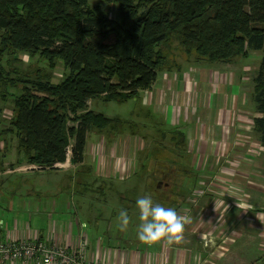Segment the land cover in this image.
<instances>
[{"label":"trees","instance_id":"trees-1","mask_svg":"<svg viewBox=\"0 0 264 264\" xmlns=\"http://www.w3.org/2000/svg\"><path fill=\"white\" fill-rule=\"evenodd\" d=\"M91 1L0 0V98L13 105L9 126L0 119V144L6 141L7 152L14 146L9 138L15 139L18 152L38 172L58 171L71 148V163L83 166L88 134L117 136L127 127L126 120L90 109L91 102L125 104L151 91L158 73L168 69L165 49L174 39L188 56L209 64L263 52L253 101L261 115L254 120V130L264 147V0H95L109 5L103 14ZM112 4L117 19L109 16ZM21 53L38 57L52 70L61 65L62 80L54 83L52 75L40 69L8 71L5 56L19 61ZM157 125L161 138L173 144L161 158L163 177L167 182L170 174L189 177L193 171L182 161L187 133L164 122ZM149 189L158 201L168 196L154 185ZM5 226L0 225V232ZM81 228L89 231L86 222Z\"/></svg>","mask_w":264,"mask_h":264},{"label":"rangeland","instance_id":"rangeland-1","mask_svg":"<svg viewBox=\"0 0 264 264\" xmlns=\"http://www.w3.org/2000/svg\"><path fill=\"white\" fill-rule=\"evenodd\" d=\"M91 5L94 7L100 5L102 14L109 6L107 3H99L95 0L91 1ZM117 10L116 5H110L109 16L117 19ZM1 38L0 35V44ZM165 52L167 60L169 59L168 69L165 68L158 73V80L151 91H143L139 99L125 104L106 103L103 99L89 103V108L98 113L126 120L123 126L127 127L117 136L109 132L95 131L88 134L85 165L79 167L71 163L72 151L69 147L70 153L66 161L58 165L59 172L41 171L35 174L33 171H27L19 176L16 174L20 173H15L13 170L4 175L9 166L1 167L3 162H17V164L25 165L27 163L24 162L23 154L17 150L15 139L9 138V143L14 145L9 152H7L6 141L1 142L0 213H3L6 208L5 200L8 197L2 191H12L16 198H9V201L17 202L18 209L21 211L23 201L28 198L24 196L32 188L41 192L38 195L47 194L45 200L41 199L38 202V205L41 204L39 212L45 213L50 210L47 212L51 213L55 211L52 200L55 199L56 202L62 194H65L69 184L71 191L68 194L75 195L78 209L81 207L87 209L88 205L92 204L90 211L84 210L81 222L87 223L90 235L95 233L101 241H106L107 237L112 238V232L116 234L118 231L113 228V231L105 235L101 231L94 230L93 219L96 218L99 221L101 229H109L114 221L118 227L119 213L115 215V210L128 212L131 204L127 201L130 198L137 200L138 197L150 195L155 201L154 196L150 194L152 192L149 189L150 186L154 185L157 189H162V193L178 192L181 195H189L188 192L184 194V191L188 190L190 193L196 189L193 182L197 178L200 177L201 181L214 180L211 183L212 186L217 180V187L224 192L235 193L234 199L238 201L232 210L222 207L220 218L218 217L219 223L221 225L230 223L233 216V219L236 218L240 223L237 226L240 232L247 235L248 243L249 241L250 243L248 246L246 239L236 237L237 245L233 242V237L229 239L223 235L224 239L216 238V240L204 234L201 237L202 246L205 248L215 246L216 248L213 247V249L217 251L213 255L218 256V259H221L222 254L228 251L226 253L228 258L218 264H264V147L259 143V136L254 130V120L261 115L257 112L253 101L255 78L258 75L263 52H250L248 58L240 57L229 63L209 64L201 60L197 62L194 56H188L176 39L170 45L166 44ZM16 57L19 61H14L13 55L7 58L5 56L3 64L8 71L17 69L25 73L40 69L51 74L54 83L62 80L61 65L52 70L47 62L38 57L33 59L25 53ZM13 77H16V74H13ZM12 118V103L6 104L0 98V119L5 128L9 126ZM160 122L187 133L186 152L183 154L182 161H185L186 167L190 166L188 169L193 171L189 177H184V172H181L178 179L173 176L174 174H170L172 178L169 182L166 181V177H163L161 158L166 156L164 149L171 150L173 144L166 143V140L161 138L160 126L157 125ZM70 125L73 124L70 123ZM156 149L158 154H154ZM10 153L13 156L12 160H8ZM64 164L68 165V169L62 168ZM144 166H146L145 170ZM66 170L73 171L68 174L64 173ZM154 178L160 181L155 183L152 180ZM172 179L176 182L169 187ZM103 186H106V189L101 191ZM199 186L200 188L194 192L204 189L202 184ZM60 187L65 188L62 194H60ZM220 193L224 194L222 191ZM223 197L228 198L227 195ZM62 201L63 199L56 202V207ZM32 206L35 204L32 203ZM131 208H136V204ZM227 210L232 212L227 214L225 213ZM24 215L26 220H29V213ZM133 215L135 218L137 216L136 222L139 224V212ZM46 216V214L35 215L32 223L35 225L41 218L45 220L46 225ZM72 222L74 224L75 220ZM68 228L72 229L71 224ZM221 230L219 234L223 232ZM230 233L236 236L235 230ZM135 238L141 245L137 239V232ZM125 240V244H129L130 240ZM78 246L73 252H82L85 259L89 260L85 255L88 240L84 233L79 235ZM107 247L113 252L112 243L107 241ZM96 263L116 264L110 251L100 261L96 260Z\"/></svg>","mask_w":264,"mask_h":264},{"label":"crops","instance_id":"crops-1","mask_svg":"<svg viewBox=\"0 0 264 264\" xmlns=\"http://www.w3.org/2000/svg\"><path fill=\"white\" fill-rule=\"evenodd\" d=\"M259 143L261 142L259 141ZM8 156V160H12V153L8 154ZM24 162L27 164L25 165L24 163L17 164V162H3V167L9 166L4 175L8 172H13V170H15V173H20L16 174L19 176H21L23 173H27V171H33L35 174L40 173L37 171V167L35 165L30 164L27 161ZM14 163L15 166H13ZM64 165L65 166L62 168L68 169V165ZM83 165H85V161ZM72 171L73 170H66L64 173L69 174ZM57 172H59V170ZM11 175H13V173ZM71 179L73 181V177H71ZM215 181V184L212 186L211 183H213L214 180L201 181L199 177L193 182V185H195L194 188L196 187V189L190 193L188 190L184 191V194L188 192L189 195H181L178 192L166 193L169 197L166 196V199L160 197L159 201L154 197L155 203H159L164 207L174 208L179 214H186L190 218L191 222L188 225H185L184 240L180 245H174L172 247H166L163 245H154L151 247L143 244L139 245L135 238L138 225L136 222L137 216L135 218L133 215L137 214L138 210L137 208H131L132 206H135V204H131V207L128 210L129 216L131 217V223L129 224L128 230L126 232H121L119 228L116 227L114 221L113 228L118 231V233H114V239L107 237L105 239L106 241H101V238H98L95 233L90 235L89 231L85 232L81 228V215L84 214V212H80V214L77 212L78 206L76 203V197L74 194H68L71 191V186L69 184L68 190L65 194H62V191H64L65 188L60 187V194L62 195L58 200H56V202H59L62 199L63 201L56 207L55 199L54 201L52 200V206L55 211L51 213L47 212L50 210H47L45 213L39 212V206L41 204L38 205V202L41 199L45 200L47 194L43 193V196L38 195V193L40 194L41 192L36 188L29 189L27 192L28 194L26 193L24 196V198H26V196L28 198L23 201V209L21 211L18 209L16 204L17 202L15 203L13 200L9 201V198H16L12 191H2L8 197L5 200L6 208L3 210V213H0V220L3 221L5 225L7 224V226H5L4 231L0 232V235L3 236L4 239L6 238L10 240H33L38 238L48 243H59L64 246H68L70 249H76L79 247V235L84 233L88 240V247L85 250V255L93 262H96V260L100 261L106 257L108 251H110L114 256L116 264H194L193 257L197 255L200 257V264H218L219 262L228 258V254H226L228 251L223 253L221 259L219 258V260L218 256L213 255L217 251V249H213V247L216 248L215 246H210L208 248L202 246L201 237L204 234H207L213 239H224L222 238L223 235L229 239L233 237V242L237 243V245L238 240L236 237H242L243 239H246L247 243L248 237L246 234L240 232L239 227H237L240 225V223H238L236 218L233 219V216L231 217L232 221H230V223H225L222 225L219 223V215L222 211V207L231 208L229 210H232L236 207L235 204H237L238 201L234 199L236 195L235 193H229L228 191L224 192L222 189L217 187L216 184L218 181ZM200 184L204 186V189L200 190V192H194L200 188ZM221 191L224 194H221ZM226 195L228 196L227 199L223 197ZM1 196L2 194L0 192V201ZM32 203H34L35 206H32ZM73 205L76 206L74 207ZM229 210H227L225 213L228 214L232 212H229ZM120 211L116 209L115 215ZM28 213L30 217L29 220H26L24 214ZM39 214L47 215L46 225L45 220H41V218L38 219L35 225L32 223L33 216ZM232 214L234 215V213ZM72 220H75L74 224L73 222L71 223ZM93 221V229H98V231H101L98 224L99 221L96 220V218L95 220L93 219ZM218 223L220 224L219 227ZM69 224H71L72 229L68 228ZM78 224H80V227H78ZM113 228L111 224L109 229L105 230L102 228L101 233L106 235L107 232L112 231ZM220 230L223 232L219 234ZM232 230H235L236 236L233 235V233L229 234V232ZM125 239L130 240L129 244H125ZM107 241L113 244V252L108 249Z\"/></svg>","mask_w":264,"mask_h":264},{"label":"clouds","instance_id":"clouds-1","mask_svg":"<svg viewBox=\"0 0 264 264\" xmlns=\"http://www.w3.org/2000/svg\"><path fill=\"white\" fill-rule=\"evenodd\" d=\"M136 208L140 221L137 225V239L141 244L149 247H172L183 242L185 225L190 222L187 215L179 214L174 208L154 203L150 195L138 197ZM117 220L119 230L126 232L131 223L127 210H121ZM193 261L194 264H200V257L194 256Z\"/></svg>","mask_w":264,"mask_h":264},{"label":"built area","instance_id":"built-area-1","mask_svg":"<svg viewBox=\"0 0 264 264\" xmlns=\"http://www.w3.org/2000/svg\"><path fill=\"white\" fill-rule=\"evenodd\" d=\"M74 250L38 239L8 241L0 235V264H97Z\"/></svg>","mask_w":264,"mask_h":264}]
</instances>
